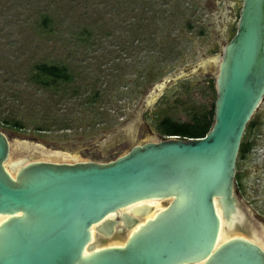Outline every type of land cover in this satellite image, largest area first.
<instances>
[{
	"label": "rangeland",
	"instance_id": "1",
	"mask_svg": "<svg viewBox=\"0 0 264 264\" xmlns=\"http://www.w3.org/2000/svg\"><path fill=\"white\" fill-rule=\"evenodd\" d=\"M241 6L242 0H0V130L12 159L107 162L161 139L163 118L191 122L211 110L217 61L236 33ZM40 64L65 67L70 81L42 87L33 78ZM254 117L257 124L242 138L252 147L237 158L235 189L246 229L264 238V97Z\"/></svg>",
	"mask_w": 264,
	"mask_h": 264
},
{
	"label": "water",
	"instance_id": "2",
	"mask_svg": "<svg viewBox=\"0 0 264 264\" xmlns=\"http://www.w3.org/2000/svg\"><path fill=\"white\" fill-rule=\"evenodd\" d=\"M215 89L205 137H162L107 162L13 160L0 130V264H264L235 189L264 97V0H242ZM217 208L235 225L218 245Z\"/></svg>",
	"mask_w": 264,
	"mask_h": 264
},
{
	"label": "trees",
	"instance_id": "3",
	"mask_svg": "<svg viewBox=\"0 0 264 264\" xmlns=\"http://www.w3.org/2000/svg\"><path fill=\"white\" fill-rule=\"evenodd\" d=\"M34 81L42 87H48L57 82H68L70 76L65 67L40 64L36 67L33 75ZM258 117H254L247 125L245 131H251L257 124ZM214 123V107L202 113L195 115L191 122H178L170 118H163L158 123V132L163 137H176L181 139H199L205 137ZM3 125L22 129V125L17 122L4 120ZM252 144L242 140L238 153L239 159H243L250 151ZM239 177L236 175L235 180Z\"/></svg>",
	"mask_w": 264,
	"mask_h": 264
},
{
	"label": "bare ground",
	"instance_id": "4",
	"mask_svg": "<svg viewBox=\"0 0 264 264\" xmlns=\"http://www.w3.org/2000/svg\"><path fill=\"white\" fill-rule=\"evenodd\" d=\"M217 212H218V215H219V217H220V219H221V225H220V233H219V236H218V240H217V244L216 245H218L220 242H222V241H224L226 238H227V236H228V232L227 233H225L224 234V232H223V227L224 226H229L228 224H226V222L221 218V214H220V211H219V209L217 208ZM234 225V224H233ZM234 227H235V225H234ZM233 226H232V228L231 229H233L234 228ZM230 229V230H231ZM92 232H93V229H92ZM262 247H263V249H264V245H262Z\"/></svg>",
	"mask_w": 264,
	"mask_h": 264
}]
</instances>
